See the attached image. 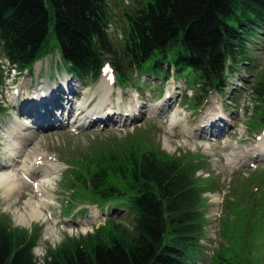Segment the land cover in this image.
<instances>
[{
	"label": "rangeland",
	"instance_id": "rangeland-1",
	"mask_svg": "<svg viewBox=\"0 0 264 264\" xmlns=\"http://www.w3.org/2000/svg\"><path fill=\"white\" fill-rule=\"evenodd\" d=\"M106 1L110 14L108 34L119 51L128 31L127 14L146 0ZM260 30L250 36L249 55L253 60L252 65L246 67V81L237 80L239 67L237 73L229 77V86L223 93L210 91L206 94L194 86L190 76L182 75L183 79L177 74L175 77L170 70L168 77L163 79L161 69L139 68L138 77L130 74L122 86H117L112 76L113 95L107 97L114 109L119 110L118 105L123 108L129 96L134 94L138 105L134 111L117 113L108 122L99 118L96 123L80 126L78 121L73 122L72 114L78 104L84 102L85 93L95 89L97 81L83 80L80 83L84 87H80V83L72 76H65V72L56 80L62 72L57 65L60 64L58 54L54 56L57 41L50 25L46 58L40 61L32 75L23 72V76L15 80L17 96H21L22 91L25 92L22 96H27L39 85L46 90H51L53 84L66 85L64 77L77 92L57 98L63 110L54 108L51 111L53 118L45 123H35L33 115H37L38 107L26 105L24 111L21 107L11 106L3 96L8 106L2 105L0 110V168L5 170L2 164L11 161L4 144L10 123L16 121L22 127L27 146L41 148L60 164L61 169L52 180V191L49 192L52 203L47 210L53 213L61 233L48 237L44 232L46 222L17 221L9 212L12 208H5L1 195L0 225L36 235L33 254L37 264H42L44 257L57 251L68 239L79 240L89 234L100 238L110 232H120L129 238L134 234L132 214L124 208L110 217L107 204L92 202L91 187L85 184H89L88 178L98 167L116 166L114 159L118 158L124 169L141 152L162 150L171 158H181L186 164L196 165L190 169L195 172L193 176L201 195L198 210L203 226L202 253L196 264H264V150L261 147L264 146V95L254 91L255 84L264 74V51L260 45H255L263 41ZM107 68L112 72L109 66ZM120 92L125 97L119 99ZM69 97L71 103H66ZM160 102L163 103L159 105ZM156 104L159 107L155 108ZM70 105L73 109L67 115L65 109ZM173 107L179 108L183 120L170 128L169 115ZM217 111L224 117L212 120L210 125L218 133H210L206 126L201 128L202 118ZM182 123H186L192 133L182 131ZM260 137L263 141L256 146ZM224 141L230 146L224 148ZM236 146L239 148H234ZM245 147L248 150L241 152V160L226 159V152ZM24 182L31 183L30 180ZM108 183H116L121 189L127 187L117 174H108Z\"/></svg>",
	"mask_w": 264,
	"mask_h": 264
},
{
	"label": "trees",
	"instance_id": "trees-1",
	"mask_svg": "<svg viewBox=\"0 0 264 264\" xmlns=\"http://www.w3.org/2000/svg\"><path fill=\"white\" fill-rule=\"evenodd\" d=\"M127 17L118 51L108 34L106 0H0V55L31 72L49 50L51 25L54 56L78 81H96L109 60L121 85L147 67L161 69L163 79L170 70L190 76L208 93L222 91L236 65H252L250 36L257 29L264 36V0H146ZM254 91L264 95V74ZM114 162L98 167L84 184L91 187L92 202L107 204L110 217L124 208L132 214L134 234L68 239L43 264H196L203 234L201 195L190 169L196 165L162 150L141 152L124 169L118 158ZM110 173L127 187L109 185ZM35 239L0 225V264H37Z\"/></svg>",
	"mask_w": 264,
	"mask_h": 264
},
{
	"label": "bare ground",
	"instance_id": "bare-ground-1",
	"mask_svg": "<svg viewBox=\"0 0 264 264\" xmlns=\"http://www.w3.org/2000/svg\"><path fill=\"white\" fill-rule=\"evenodd\" d=\"M39 64L40 61L35 65L39 66ZM111 78V73L106 71L98 80L95 89L85 93L86 97H84V102L78 104L77 107L81 111L77 116H75L76 113L74 114L72 112V117H74L73 122L78 121L80 126H84L91 122L96 123V120L99 118L108 122L111 121L113 116L117 113L134 111V107L138 106L135 104L136 98L134 94L129 96V100L123 108L118 105L119 110H115L111 101L107 99L108 95H113V92H111ZM37 87L38 86L33 87L31 93H28L27 96H22L25 93L22 91L21 96L12 94L10 98L14 107L21 99L18 108L21 107L24 111L26 110V106L23 102H27L29 107H38L40 110L37 112V115H33L35 123L50 122L51 118H53L51 111L54 108L63 110V105L61 106V104H59L57 98L61 99L67 94L70 95V93L77 92V89L71 82H67L66 85L61 83L58 86L53 84L51 90H46L44 87H40V85L38 88ZM123 96L125 97L123 92H120L119 99ZM97 97L98 99L95 101V98ZM88 100H92L93 102L90 101L86 107V102ZM66 103H71L70 97L67 99ZM162 103L160 102L159 105ZM159 105L157 106L156 104L155 108L159 107ZM77 108L76 110H78ZM72 109L73 107L70 105L65 111L70 113ZM152 109L153 108L151 107L150 110ZM222 117H224L222 112L219 113L217 111L208 113L202 118L200 127L202 128L206 126V129L210 128V133L216 134L218 133V130L213 128L210 123L212 120L220 119ZM182 120L183 117L179 113V108L173 107L169 115L168 125L170 128H174L175 125ZM15 122L16 121L10 123V131L6 136L7 139L4 144L6 155L11 161L2 164L5 170H1L0 168V195L5 200V208H8V210L12 208L9 212L15 216L17 221L22 223L42 221L43 224L46 222L47 224L44 232L48 237H52L56 233H61V230L57 228L53 213L47 210L50 209L49 207H51L52 203V198L50 197L49 192L51 193L52 191V180L56 177V174L61 167L57 160L48 156L41 148L37 146H27L28 142H26L25 136L21 132L22 127ZM180 126L182 131H185L188 134L192 133L186 123H182ZM174 136H176V134H174ZM262 139L263 137H260V140H258L255 145H260L263 141ZM224 142L226 143L224 144V148L230 146L227 141ZM261 147L262 150H264V146ZM234 148L238 149L239 146ZM247 150L248 148L246 147L238 151L232 150L226 152L225 157L228 161H237V159L241 160V152ZM24 180H30L31 183H25ZM21 199H23V201H21Z\"/></svg>",
	"mask_w": 264,
	"mask_h": 264
}]
</instances>
